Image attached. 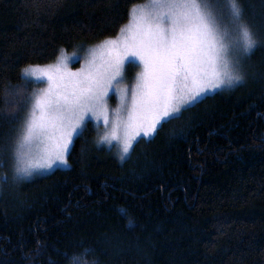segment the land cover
Wrapping results in <instances>:
<instances>
[{"label":"trees","instance_id":"16d2710c","mask_svg":"<svg viewBox=\"0 0 264 264\" xmlns=\"http://www.w3.org/2000/svg\"><path fill=\"white\" fill-rule=\"evenodd\" d=\"M146 1L0 0V264H264V0H203L253 33L239 84L164 121L123 162L88 121L68 169L17 175L35 87L24 71L117 37Z\"/></svg>","mask_w":264,"mask_h":264},{"label":"rangeland","instance_id":"374dc122","mask_svg":"<svg viewBox=\"0 0 264 264\" xmlns=\"http://www.w3.org/2000/svg\"><path fill=\"white\" fill-rule=\"evenodd\" d=\"M236 14L216 13L203 0H147L117 37L27 68L24 76L35 87L15 152L18 177L68 169L72 144L88 121L123 162L164 121L239 84L255 41ZM130 63L138 70L128 82Z\"/></svg>","mask_w":264,"mask_h":264}]
</instances>
